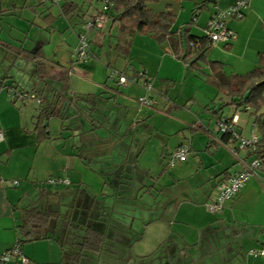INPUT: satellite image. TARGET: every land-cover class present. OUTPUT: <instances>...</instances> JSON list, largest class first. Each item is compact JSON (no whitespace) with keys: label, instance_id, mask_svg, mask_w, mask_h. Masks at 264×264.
I'll list each match as a JSON object with an SVG mask.
<instances>
[{"label":"crops","instance_id":"obj_1","mask_svg":"<svg viewBox=\"0 0 264 264\" xmlns=\"http://www.w3.org/2000/svg\"><path fill=\"white\" fill-rule=\"evenodd\" d=\"M69 1L74 3L69 12L74 13L79 8L78 3ZM235 1L156 0L148 2L147 6L154 12L169 10L174 15L171 27L174 35L187 28L191 34L201 36L202 28L214 10L225 9ZM64 2L65 0H60L55 4L43 0H0V130L4 134L0 141V254L15 244L18 237L17 225L24 221L25 210L31 207L39 211L56 210L52 205L49 207V202L58 200V204L62 205L66 202L65 193L69 194L67 206L73 201V197L83 206L84 213L77 217L82 219L79 228L84 231L88 225L98 229L102 221L105 235L114 236V240L118 241L123 236L122 226H126L130 215L128 213L135 207L133 205L150 206L152 203L147 196L145 199L148 201L142 199V195L137 198L138 194H142V180H137L130 186L129 182L125 183V173H131L129 167H136L133 160L130 161L126 156L130 153L134 155L143 147L140 142L138 144L142 137V132H138V122L146 114H152L143 107H150L149 110L160 114V111L166 112L167 107L171 106L176 110L185 109L188 115V120L179 118V122L185 126L179 128L178 133L175 132L176 138L166 152L169 154L182 141H187L190 145L192 159L188 160V199L184 200L186 206L182 210L188 211V221L181 220L178 216L183 213H179L180 204L177 206L168 198L162 207H157L160 215L149 217V224L154 226L152 234L157 242L168 238L172 231L182 239H188V253H184L183 248L179 249L183 264H264V256L248 254L249 249L264 246V163L257 174L250 177L219 210L210 212L205 205L214 200L217 184L240 170L253 157L245 149H239L237 154H233L231 148L235 143L217 137L216 114L211 110H204L206 105L216 108L221 103L229 102L228 99L170 54L166 42L158 44L148 35L131 36L125 57L118 56L109 45L106 49L101 45L89 49L88 58L74 64L70 56L65 58L61 53L60 58L57 57L58 50L64 51L61 48L62 40L58 37L52 42L51 50L48 49V40L32 50L24 46L23 38L2 35L3 29L8 27L25 35L28 27L33 24L30 19L36 16L51 25L58 15L67 16L69 13L62 12L61 6ZM83 3L87 6L82 14L85 15L92 9V16L96 12L97 4L92 0H83ZM111 13L112 10L109 15ZM111 21L112 16H108L107 33L114 41L113 35L117 29ZM225 25L232 30L234 36L227 41L212 42L206 51V57L221 63L226 74H245L258 63L259 54L264 52V0H248L243 16L228 17ZM39 52L42 53L41 56ZM21 57L31 60L33 66L31 63L29 65L21 62V67L17 64ZM37 60L44 64L43 78L36 77ZM130 65L143 70L151 78L154 99L151 106L136 102V98L145 93L142 77L133 82L134 85H121L123 87L120 91L113 85L115 78L110 76L111 69L122 71ZM13 70H19L22 77H15ZM63 71L69 74L66 81L70 80V86L60 79ZM25 74L29 79H24ZM48 80L60 89L48 88ZM21 90L24 97L17 94L13 96L12 91ZM31 93L34 105L27 98ZM76 95L81 102L78 105L74 103ZM50 98L51 102L45 101ZM158 99L163 102V106L159 107ZM89 105H95L92 110L96 118L94 121L86 114ZM39 108L56 113L47 121L49 130L51 120L57 126L55 139H38L34 121ZM221 112L225 117L237 115L235 128L242 135L256 132L252 125L253 117L248 112L236 109L233 104L223 106ZM240 112L248 116L245 114L246 117L243 118ZM202 113H206L208 118H202ZM171 117L177 122L178 117L175 115L169 114L166 118ZM194 117H197L195 119L202 126H195ZM241 119L244 123L250 120L247 134H243V127L237 125ZM91 121L99 123L100 126H92ZM182 128L188 130V136L179 134ZM200 130L204 133H200ZM160 132L168 133L167 130ZM54 154L58 161L50 162V157H54ZM101 167H106L112 177H106ZM120 167V172L115 174ZM51 177H64L68 183H56L55 192L40 186L42 181ZM12 180H17L18 186L13 185ZM29 181L35 187L33 190L36 191V197L32 200L30 198L24 204L15 188L20 187L23 195L28 197L26 193L31 191ZM70 184H73L72 189L68 187ZM159 196H162L161 190ZM21 202L23 205L20 207L19 216L16 205ZM113 211L117 215L112 224ZM168 211L172 213H167ZM72 212L66 213L67 216L75 217ZM122 221L123 224H120ZM63 226L60 224V228ZM146 228L148 225H144V229ZM55 230L56 226L50 221L43 229L46 237L36 239L43 241L44 245L35 247V243H30L19 246L22 255L27 258L26 262L11 255L9 260L0 264L73 263L70 260L65 262L64 250L55 238ZM103 244L87 258L90 264H111L108 261H111V256L107 258L108 255L104 254L101 257L105 246ZM111 245L113 247H107L106 252L119 250L121 243L114 242ZM175 245L173 241H169L164 246L166 251H174ZM73 258L80 262L78 256L77 260L76 256ZM162 260L163 263L160 261L157 264H181L174 256ZM115 264L127 263L121 258Z\"/></svg>","mask_w":264,"mask_h":264},{"label":"rangeland","instance_id":"obj_2","mask_svg":"<svg viewBox=\"0 0 264 264\" xmlns=\"http://www.w3.org/2000/svg\"><path fill=\"white\" fill-rule=\"evenodd\" d=\"M75 3H78V7L74 13L69 12L67 16H62L58 15L56 18L53 19V23L51 25L46 24L45 22L42 21V19H38L36 17H33V19H30L33 24L28 27L27 32L24 34L22 33H17L10 27L3 29L2 35L4 36H9L10 35H16L19 36V38H23L24 46L26 48H31L32 50H35L37 45H39L41 42H46L47 40L50 41L48 45V49H52V42L55 41L58 38L62 40V45L61 48L64 50L63 52L57 51L58 56L60 58V55L62 53L65 58L70 56V60L72 63H77L80 61L75 60L74 55L72 54V47H75L77 43V34L79 32H83L85 36V40L88 44V55L89 56V49H95L103 45V49H106L109 44L112 43V38L110 35L107 33V24L106 21L103 23V25L100 28H91V29H86L84 27V23L91 18L92 14V9H89V12L86 13L85 15L82 14L83 9L86 8V4L83 3V0H74ZM94 2V1H93ZM94 4H97V7L99 4L97 2H94ZM96 13V12H95ZM94 13V14H95ZM82 14V15H81ZM93 14V15H94ZM48 26V27H46ZM86 29V30H85ZM11 30V31H10ZM10 32V33H9ZM16 32V33H14ZM77 33V34H76ZM65 40V41H64ZM45 45V44H44ZM45 49V48H44ZM56 50V48H53ZM86 58V59H87ZM65 61V60H63ZM24 63H31L33 66V62L31 60H27L24 58H19V64L21 67ZM71 63V64H72ZM72 64V65H73ZM28 70V68L26 69ZM13 73L15 74V77L21 76L19 70H13ZM24 79L28 78V75L25 74ZM70 80L64 82V84H69L70 86ZM128 85H134L133 83L128 82ZM183 84V83H182ZM115 87L118 88L120 91L121 86H117L116 82L113 83ZM181 85V84H180ZM56 88L60 89L59 86H56V84H53L52 81L48 80V88ZM166 89V87L164 88ZM31 101V105H34V99L32 100L33 93L27 97ZM79 96L76 95L75 97V104H80L81 102L79 101ZM159 101V107L163 106V102L158 99ZM46 102H51L52 99H46ZM112 102V100H111ZM37 106V103L35 104ZM156 107V106H155ZM146 109V111L152 113V114H146L145 117L141 121L138 122V132H142V137L140 138L141 140L138 141L141 143L140 146H143L140 150L136 151L134 155L130 153L127 157V159L130 158V161L133 160L135 163L136 167H129V170L131 173H125V183L129 182L130 185H134L137 180L143 181L144 186L142 194H138L137 198H140L142 195V199L148 197L151 199L150 206H145L141 205L140 207L135 206L133 210H131L127 224L126 226L123 224V229L121 230L122 232V237L120 239L114 240V236H106L104 238V244L103 251H102V256L104 257L105 255H108L107 258H111V261L109 263L115 264L116 260L123 258L124 261H126L127 264H148L150 263H155L162 261V259H165L168 256H174L176 260L183 264V259L179 255V249L183 248L184 253H188V239H182L181 237L177 236L175 234V231H172L171 235L164 239L163 241L157 242L156 237L152 234V228L154 227L152 224H149V217L150 215L153 217H158L160 213H158L157 207H162L163 204L167 200H172L173 204L175 203L177 206L179 205V213L183 212L182 210L186 206L184 203V200L188 199V160L192 159L191 152L190 150L187 153V159L182 162H176L172 166H167L166 164V158L168 154L166 153L167 150L171 147L173 144V141L175 140V132L178 131L179 128L184 127V123H180L179 118H184L188 120V115L187 111L185 109H175L171 108L170 113L168 110L166 112H161L160 114H157V112L153 111L152 109L149 110L147 107H143ZM153 108V107H152ZM169 114L175 115L176 121L173 120V118H166ZM240 116L245 118L244 116L246 113L240 112ZM247 115V114H246ZM202 118H208V115L206 113H202L200 115ZM248 116V115H247ZM53 117V116H51ZM197 117H194L193 120L196 124L195 126H200L199 120L195 119ZM67 120V118H65ZM166 121V122H165ZM249 123L250 120L247 121V123H244L241 119V122H238L237 125H240L243 127V134H247L249 130ZM158 126V127H157ZM202 126V125H201ZM57 128L55 122L51 120L50 122V132L52 133L53 137H57V134L55 133V129ZM160 130H167L168 133L162 134ZM54 131V133H53ZM202 131V130H200ZM185 134V136H188V130L185 128H182L179 131V134ZM197 133V132H195ZM200 133H204L203 131ZM197 135V134H196ZM55 139V138H54ZM139 139V138H138ZM198 139V136H196V140ZM137 143V141H135ZM133 143V146L135 144ZM138 152V153H137ZM138 154V156H137ZM89 156V154H87ZM206 156V155H204ZM204 156H202V159L204 160ZM50 162L51 161H58V158L54 154V157H50ZM55 164V163H54ZM187 164V165H186ZM51 165V164H50ZM99 168V167H98ZM101 169L104 171L105 176L111 178L112 175L106 170V167H101ZM121 170V167L115 171V174H118ZM119 171V172H118ZM51 166H50V173H51ZM114 172V171H113ZM185 176V177H184ZM48 180V179H47ZM47 180L42 181L40 183L41 187H45L47 190H51L53 192L57 191L55 189L57 186L56 183H49ZM31 191L28 193V197L23 195V191L20 189V187H17L19 191V196L20 199L26 203L30 198L31 200L36 197V191L33 190L35 187L32 185V182L29 181ZM39 185V184H38ZM128 185V184H127ZM69 188H73V184H70L68 186ZM160 190L162 192V196H159ZM71 192L70 190H68ZM66 197V202L62 205L58 204V200L52 203V201L49 202V207L52 205V208H55L56 210L58 209L59 212V218L58 219H51V223L56 226L55 232V238L58 239L59 243L63 247V256L65 262L71 261L73 263L70 264H90L87 261V258L92 254V251L89 250H82L79 248V244L81 242V238L84 235V231L82 228H79V223L81 218H77L78 215H82L84 213L83 206L79 204V200L77 198L75 199L73 197V201L69 202L70 204L67 206V193L64 194ZM137 196V192L134 193V197ZM169 198V199H168ZM47 200V198H46ZM48 200L50 198L48 197ZM146 200V199H145ZM148 201V200H146ZM23 202L17 203V208L16 212L17 215L20 216V207L23 205ZM54 205V207H53ZM132 206V205H130ZM141 208V209H140ZM145 209V211H142V209ZM70 209V211L68 210ZM73 211V212H72ZM157 211V212H156ZM71 214L72 216L75 215V217L70 218V221L68 219V216L66 213ZM158 213V214H157ZM167 213H172L167 212ZM178 213V214H179ZM124 214V213H123ZM117 214L115 211L112 213V224L114 223L115 216ZM149 215V216H148ZM126 216V215H125ZM181 220L188 221V211L185 210V212L181 213L178 215ZM81 217V216H79ZM124 217V215H122ZM63 218V220H62ZM20 221V219H19ZM79 222V223H78ZM152 223V222H151ZM60 224L64 225L63 228H60ZM144 225H148V228L144 229ZM150 225V226H149ZM177 225V224H176ZM52 229V228H51ZM174 230V229H173ZM169 241H173L175 245L174 251L168 250L166 251L165 249V244L168 243ZM114 242H119L121 245H119L118 249L115 252H106L107 247H113L111 244ZM30 243H35V247L39 245H44V242L41 240H35V241H23V244H30ZM76 253L80 262L74 261V258L71 256ZM97 259L99 258V254L96 255ZM102 259V258H100ZM84 260V261H83Z\"/></svg>","mask_w":264,"mask_h":264},{"label":"trees","instance_id":"obj_3","mask_svg":"<svg viewBox=\"0 0 264 264\" xmlns=\"http://www.w3.org/2000/svg\"><path fill=\"white\" fill-rule=\"evenodd\" d=\"M153 1L156 0H112V4L107 11V16H112L111 22L113 24L115 23L117 31L113 35L114 41H112L109 46L118 56L125 57L128 53L127 46L129 38L134 34L148 35L158 44L166 42L170 54L180 60L188 70L194 72L203 82L216 88L217 91L229 101L219 104L216 108L213 105H206L204 110H211L213 114H216V120L223 117L229 121L232 116L225 117L221 111L223 106L233 104L236 109L248 112L253 117L252 125L256 130L255 133L258 135V141L254 150L246 148L245 150H248L249 154H252L253 157L259 158L262 166V163H264V110H261V108L264 107V52L259 54L258 63L247 73L226 74L223 71V65L221 63L211 61L206 57V51L211 44L208 36L204 34L201 36L191 34L187 28H184L174 35V32L171 30L174 22V15L169 10L154 12L147 6L148 2ZM72 6H74L72 1L65 0L64 4L61 6L62 12L67 13L71 11ZM110 10H112L111 15H109ZM39 54V56L42 55L41 52H39ZM36 68V77L43 78L44 64L37 60ZM139 71H142V75L138 73ZM119 72L127 77H143V82L149 81L152 85L151 78L149 77L146 79V73L143 70L134 68L132 65ZM68 75L67 71H63L60 79L66 81ZM110 76L114 77L117 85L121 86V84L118 83L117 75ZM12 93L13 96H16L14 91H12ZM19 93L22 94L23 91L21 90ZM94 106L95 105L90 106L86 113L89 119H93V121L95 118L92 112V110L95 109ZM171 108V106L167 107L166 111L168 110L171 112ZM55 114V112L45 108L38 109V113L35 116L34 129L38 134L39 140L54 139L48 128L47 121ZM91 125L96 127L100 126L99 123L97 124V122L92 121ZM192 128L190 129L192 130ZM216 132L218 138L230 141L229 134L220 133L217 127ZM176 133H178V131ZM189 150L190 145L188 151ZM238 150L239 149H237V151ZM23 216L24 221L17 225L18 237L15 244H17L18 247L23 244V241H31L46 237L43 233L44 227L47 226L52 218L58 219L59 212L57 210L39 211L31 207L23 212ZM70 218L71 217H68L69 221ZM98 227V229H95L88 225L85 226L84 235L80 242V248L82 250L98 251L101 248L105 238L104 222L100 221ZM73 256H76L75 259L77 260V254L74 253L71 257L73 258Z\"/></svg>","mask_w":264,"mask_h":264},{"label":"built area","instance_id":"obj_4","mask_svg":"<svg viewBox=\"0 0 264 264\" xmlns=\"http://www.w3.org/2000/svg\"><path fill=\"white\" fill-rule=\"evenodd\" d=\"M49 1L51 3L58 4L60 0H43ZM97 2L99 6L96 9V13L91 16L89 20L84 23L86 29L100 28L103 23L107 20V11L109 10L112 0H92ZM248 0H236L234 3L229 5L225 9H215L211 14L210 18L202 28L203 34L207 35L210 42L217 40L227 41L234 36L232 30L226 27L225 20L228 17L240 18L243 16V9L246 7ZM195 21L193 17L192 22ZM85 29V30H86ZM88 44L85 40L83 32L77 34V43L73 48L72 54L75 60L84 61L88 55ZM142 75V71L138 72ZM110 75H117L118 83L121 85H126L128 82H134L138 78L127 77L123 73L115 69H111ZM143 78V77H142ZM149 77L147 76L146 79ZM143 89L145 93L137 97V103L143 106H151L154 104V99L152 96V85L149 81H144ZM17 96L24 97V94L15 92ZM13 94V93H12ZM237 120V115L234 114L231 120L227 121L225 118H218L215 122L216 127L220 133L229 134L230 141L235 143V146L231 148L233 154H237V149H249L254 150L256 143L258 141V135L255 132H251L249 135L245 136L238 132L235 128V122ZM4 134L0 130V141L3 140ZM189 149V144L186 141H182L178 146H176L168 154L166 158L167 166H172L174 163L179 161H184L187 159V153ZM261 168V160L257 157H252L248 162L244 163L242 168L232 174H230L225 179L221 180L217 184V193L211 202H207L206 208L210 212H215L219 210L226 200L231 199L244 185V183L252 176L257 174V171ZM49 183H62L67 184L68 180L64 177L54 178L51 177L47 180ZM13 185H17V180H12ZM248 254L252 256H264V246L259 248H252L248 250ZM11 255H15L19 258L21 262H26L27 258L22 255L17 244H14L10 249L2 252L0 254V263L9 260Z\"/></svg>","mask_w":264,"mask_h":264}]
</instances>
